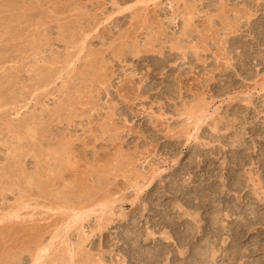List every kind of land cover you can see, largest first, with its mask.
I'll list each match as a JSON object with an SVG mask.
<instances>
[{
	"label": "rangeland",
	"instance_id": "374dc122",
	"mask_svg": "<svg viewBox=\"0 0 264 264\" xmlns=\"http://www.w3.org/2000/svg\"><path fill=\"white\" fill-rule=\"evenodd\" d=\"M0 264H264V0H0Z\"/></svg>",
	"mask_w": 264,
	"mask_h": 264
},
{
	"label": "bare ground",
	"instance_id": "6f19581e",
	"mask_svg": "<svg viewBox=\"0 0 264 264\" xmlns=\"http://www.w3.org/2000/svg\"><path fill=\"white\" fill-rule=\"evenodd\" d=\"M155 3V2H154ZM213 7V6H212ZM210 8V7H209ZM221 9V8H220ZM192 14V13H191ZM188 33V32H187ZM190 33V31H189ZM245 53V52H244ZM239 140V139H238ZM239 142V141H238ZM241 159V158H240ZM244 220V219H243ZM246 220V219H245ZM244 224V223H243ZM246 225V224H245ZM252 226V225H251ZM249 228V227H248ZM218 236V235H217ZM253 243V242H252ZM248 259V258H247ZM203 263V262H202Z\"/></svg>",
	"mask_w": 264,
	"mask_h": 264
}]
</instances>
